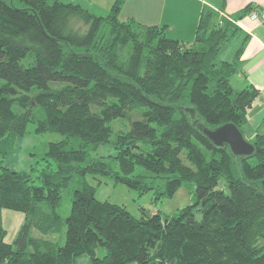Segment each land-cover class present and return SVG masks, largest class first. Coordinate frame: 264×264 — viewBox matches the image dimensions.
Wrapping results in <instances>:
<instances>
[{
    "label": "trees",
    "instance_id": "1",
    "mask_svg": "<svg viewBox=\"0 0 264 264\" xmlns=\"http://www.w3.org/2000/svg\"><path fill=\"white\" fill-rule=\"evenodd\" d=\"M124 1L97 15L64 0H0V264H76L81 255L92 264H264V133L252 156L236 157L202 132L228 123L243 132L259 97L252 85L234 90L239 62L220 59L235 22L210 26L205 14L187 45L167 26L120 20ZM30 123L65 139L48 143L42 168L11 170L5 158ZM108 143L114 155L91 158ZM87 176L156 199L192 183L195 200L136 217L98 200ZM3 210L25 215L12 243Z\"/></svg>",
    "mask_w": 264,
    "mask_h": 264
},
{
    "label": "crops",
    "instance_id": "2",
    "mask_svg": "<svg viewBox=\"0 0 264 264\" xmlns=\"http://www.w3.org/2000/svg\"><path fill=\"white\" fill-rule=\"evenodd\" d=\"M80 3L97 15L107 14L116 0H71ZM252 5L256 8L244 17L238 15ZM254 12L264 13V0H125L119 14L122 21L134 19L146 26H167L170 38L192 45L201 18L210 15V26L216 21L228 19L235 22L238 32L220 53L222 60H238L239 69L230 83L234 90L240 91L254 86L259 97L248 111V123L253 133H264V19L253 20ZM233 45V48H230ZM239 50L241 53L238 55ZM221 59V58H220ZM11 170H16L7 166ZM2 211L3 225L7 230L6 241L12 243L25 222V215ZM13 227V231L11 228ZM36 238L56 240V236H43L32 231ZM76 264H92L88 255H81Z\"/></svg>",
    "mask_w": 264,
    "mask_h": 264
},
{
    "label": "rangeland",
    "instance_id": "3",
    "mask_svg": "<svg viewBox=\"0 0 264 264\" xmlns=\"http://www.w3.org/2000/svg\"><path fill=\"white\" fill-rule=\"evenodd\" d=\"M71 1V0H64ZM230 48H233L231 45ZM224 55L221 54L222 59ZM134 120L140 119V113L133 114ZM116 123L121 124V120ZM114 124L116 129L120 128V125ZM36 125L30 123L27 128V133L22 137H17L11 150L8 152L5 158V165L16 169L17 171L29 170L37 161L39 162V168H42L44 164L42 158L47 151V145L49 142L61 141L65 139L64 135L57 133H45L38 134L35 131ZM243 134L249 142H253L256 137V133L250 131L249 125H244ZM114 139V137H113ZM115 149L111 143L100 145L93 148L90 151V156L93 159L99 157L114 155ZM89 183L94 185L96 189V198L100 201H108L114 204L124 205L134 216H141L142 210L149 212L161 211L166 215H172L177 213L180 209L193 204L195 200V185L192 183L183 184L175 194L170 198L156 199L154 192H148L146 194H140L134 189H130L123 184H115L104 178H94L87 176ZM71 192L66 191L63 194V201L58 208V212L67 217L71 211ZM14 214H20V212L7 210ZM200 218V215H197ZM13 231V227L11 228ZM65 239V230L61 235V242Z\"/></svg>",
    "mask_w": 264,
    "mask_h": 264
},
{
    "label": "water",
    "instance_id": "4",
    "mask_svg": "<svg viewBox=\"0 0 264 264\" xmlns=\"http://www.w3.org/2000/svg\"><path fill=\"white\" fill-rule=\"evenodd\" d=\"M202 132L217 147H229L236 157L252 156L254 145L246 140L243 132L232 123L225 124L216 129L203 127ZM262 190L264 193V180H262Z\"/></svg>",
    "mask_w": 264,
    "mask_h": 264
},
{
    "label": "built area",
    "instance_id": "5",
    "mask_svg": "<svg viewBox=\"0 0 264 264\" xmlns=\"http://www.w3.org/2000/svg\"><path fill=\"white\" fill-rule=\"evenodd\" d=\"M251 18H252L253 20L264 19V13L254 12V13L251 15Z\"/></svg>",
    "mask_w": 264,
    "mask_h": 264
}]
</instances>
